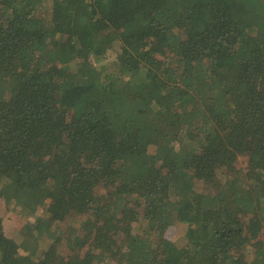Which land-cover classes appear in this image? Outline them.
Segmentation results:
<instances>
[{
    "label": "trees",
    "instance_id": "1",
    "mask_svg": "<svg viewBox=\"0 0 264 264\" xmlns=\"http://www.w3.org/2000/svg\"><path fill=\"white\" fill-rule=\"evenodd\" d=\"M4 182L0 264H264V0H0Z\"/></svg>",
    "mask_w": 264,
    "mask_h": 264
},
{
    "label": "rangeland",
    "instance_id": "2",
    "mask_svg": "<svg viewBox=\"0 0 264 264\" xmlns=\"http://www.w3.org/2000/svg\"><path fill=\"white\" fill-rule=\"evenodd\" d=\"M50 2V0H48ZM45 14L41 11L40 14L43 16L45 15L48 17L50 15L46 13L47 10H44ZM44 17V16H43ZM120 49V48H119ZM118 49V51H119ZM102 61L104 62H111L114 59V54L111 51H107L102 57ZM179 151H184V146L179 144ZM239 162L238 166H241ZM21 193L14 190V186L8 185L7 182L0 183V217L3 218L5 230L7 234L17 240L20 239L21 230L23 229L25 232H28V225L32 227L34 230L41 229L44 225V220L48 219V207L50 205L49 200H43L42 203H39V208L28 214L27 211H23L21 207L14 205V201L18 202V198L21 197ZM66 218L72 226L75 225L73 220L75 219L74 209H69L66 211ZM188 226L185 223H181L179 221L173 223L170 227H168L164 231V236L170 240L177 242V244H181L185 241V235L187 232ZM184 238V240H183ZM51 239L49 238H40L35 241L27 239L21 243V248L19 250V255L22 256V259L28 260L32 258L38 257L40 254L41 249H46L51 244ZM23 242V243H22Z\"/></svg>",
    "mask_w": 264,
    "mask_h": 264
}]
</instances>
